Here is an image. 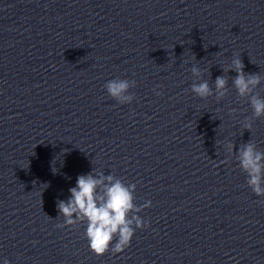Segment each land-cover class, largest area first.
I'll return each mask as SVG.
<instances>
[{
    "label": "water",
    "instance_id": "1",
    "mask_svg": "<svg viewBox=\"0 0 264 264\" xmlns=\"http://www.w3.org/2000/svg\"><path fill=\"white\" fill-rule=\"evenodd\" d=\"M92 169L111 174L34 39L0 0V264H159L140 228L122 252L97 255L87 221L59 226L57 201Z\"/></svg>",
    "mask_w": 264,
    "mask_h": 264
},
{
    "label": "clouds",
    "instance_id": "2",
    "mask_svg": "<svg viewBox=\"0 0 264 264\" xmlns=\"http://www.w3.org/2000/svg\"><path fill=\"white\" fill-rule=\"evenodd\" d=\"M229 70L236 73L232 83L238 95L250 99L253 116L257 118L264 116V98L258 93L253 94L261 83V76L258 73H246L239 56L232 60V67L227 71ZM190 71L198 79L201 77L199 67L194 65ZM135 83L134 80L116 78L108 81L104 87L112 98L120 104H125L134 98L129 89ZM227 85V77L220 75L215 78L214 88L210 87L208 80H200L191 85V91L203 99L215 94L216 99L220 100L227 94ZM244 127L251 129V118H245ZM226 149L228 153H233L235 144L229 142ZM236 158L240 167L247 173V185L257 196H264V151L259 150L255 143L248 141L239 146ZM94 171L92 169L87 174L78 175L76 185L69 189L70 197L57 201L58 213L64 218L59 226H72L87 221L85 236L90 250L97 255H103L110 248L113 253H119L129 246L136 228L147 226V222L136 213L144 207L151 206V201L137 206L136 184H126L112 174L105 175L103 172L94 174ZM114 239L116 242L112 246ZM4 264H9V261L5 259Z\"/></svg>",
    "mask_w": 264,
    "mask_h": 264
}]
</instances>
